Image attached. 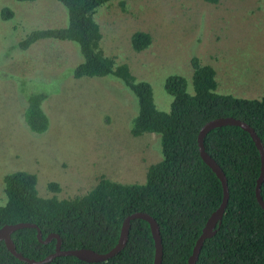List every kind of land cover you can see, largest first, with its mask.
Wrapping results in <instances>:
<instances>
[{
  "label": "trees",
  "instance_id": "16d2710c",
  "mask_svg": "<svg viewBox=\"0 0 264 264\" xmlns=\"http://www.w3.org/2000/svg\"><path fill=\"white\" fill-rule=\"evenodd\" d=\"M35 1V0H16ZM67 10L63 27L31 30L18 44L27 49L38 40L52 38L78 45L82 60L72 69L75 78L114 76L136 96L138 111L130 125L131 136L144 133L159 137L161 158L150 163L143 183H123L100 176L93 188L68 198L42 197L37 176L25 170L3 177L5 201L0 204V227L30 222L41 230L43 239L58 234L63 250L86 248L99 253L116 245L126 216L145 212L159 227L162 264H187L210 215L223 198L221 180L202 159L198 134L208 121L234 117L254 129L264 147V94L260 98L219 93L215 69L197 57L191 59L193 91L183 75L166 77L165 91L171 96L168 111L155 105L152 86L136 80L126 64H117L100 46L102 38L95 20L98 7L111 0H56ZM4 7L1 17L12 18ZM151 43V36L137 31L131 38L134 50ZM45 92L27 93L23 118L36 134L49 127L43 109ZM204 149L225 174L229 198L216 232L204 240L195 264H264V209L256 199L261 171L259 151L249 132L236 125L211 129L204 137ZM51 190H59L50 183ZM264 201V180L261 184ZM18 252L40 260L55 251L56 238L43 243L36 228H21L11 234ZM154 240L149 223L130 222L122 250L104 261L87 262L75 256H58L43 264H154ZM0 264H29L18 259L0 241Z\"/></svg>",
  "mask_w": 264,
  "mask_h": 264
},
{
  "label": "rangeland",
  "instance_id": "374dc122",
  "mask_svg": "<svg viewBox=\"0 0 264 264\" xmlns=\"http://www.w3.org/2000/svg\"><path fill=\"white\" fill-rule=\"evenodd\" d=\"M4 7L12 18L1 17ZM67 20L56 0H0V204L3 177L13 171L35 173L42 197L68 198L93 188L100 176L143 183L147 166L161 158L156 134L131 136L138 100L119 78L72 75L82 60L76 43L45 38L19 48L31 30L63 27ZM95 20L104 53L149 82L162 111L172 100L167 76L183 75L193 91V57L215 69L217 92L264 94V0H111L97 8ZM137 31L151 36L141 51L131 44ZM33 91L48 95L49 127L42 134L23 118L25 95Z\"/></svg>",
  "mask_w": 264,
  "mask_h": 264
},
{
  "label": "water",
  "instance_id": "95a60500",
  "mask_svg": "<svg viewBox=\"0 0 264 264\" xmlns=\"http://www.w3.org/2000/svg\"><path fill=\"white\" fill-rule=\"evenodd\" d=\"M223 125L240 126L244 130L249 132L251 138L253 139L259 151L260 158H261V171H260V175L258 177L257 184H256V199L258 203L260 204V206L264 209V201L262 199L261 189H260L261 184L264 180V147L262 145L260 138L258 137V135L256 134V132L254 131L252 127H250L247 123L239 119H236L234 117H230V116L229 117H218V118H215V119H212L206 122L201 127L199 134H198L199 151L205 163L211 167V169L216 173L218 178L221 180L222 186H223V198L217 210L214 211L210 215L205 226L203 227L202 232L200 236L198 237L196 244L193 248L192 254L190 255L188 259L187 264H195L204 240L211 237L216 232V226L217 224L218 225L220 224L223 212L228 202L229 191H228L227 180H226L225 174L220 168V166L215 162V160L212 159L207 154V152L204 149V143H203L205 135L211 129L219 127V126H223ZM133 219H143L149 223L152 237L154 240V248H155L154 264H162V240H161L159 227H158L156 220L152 216H150L148 213H145V212H134L126 216L120 228L118 242L109 251L104 252V253H99L94 250L86 249V248L63 250L61 248V238L58 234H50L45 239H43V236H42V233L39 227L36 224L30 223V222H18L14 224H5L1 226L0 227V241H4L6 247L14 256H16L18 259L24 262H27L29 264H43V263L53 260L55 257L67 256V255L75 256L76 258L83 260V261H87V262L104 261L114 256L116 253H118L120 250L124 248V246L126 245L127 239H128L130 222ZM26 227L37 229V238L40 242L46 243L50 241L52 238H56L57 241H56L55 251L40 260L29 258L27 256H24L20 252H18L11 238V234L15 230L26 228Z\"/></svg>",
  "mask_w": 264,
  "mask_h": 264
}]
</instances>
